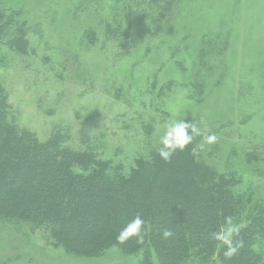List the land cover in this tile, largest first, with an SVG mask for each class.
<instances>
[{"label": "rangeland", "instance_id": "1", "mask_svg": "<svg viewBox=\"0 0 264 264\" xmlns=\"http://www.w3.org/2000/svg\"><path fill=\"white\" fill-rule=\"evenodd\" d=\"M126 4L0 0L6 16L15 9L17 21L26 23L31 49L27 56L17 55L1 46L8 35L0 37V57L8 63L0 68V84L19 127L42 142L61 129H71L74 145L81 137L101 136L105 159L133 162L146 151L134 135L147 120L154 123L152 145L174 119L203 120L204 132H216L222 148L216 155L219 170L258 187L264 178L255 177L257 166H244L242 155L252 146L264 147V0H181L158 36L149 29L152 14L143 12L144 23L130 31L141 43L124 58L104 39L100 20H110ZM91 28L98 33L95 44L85 40ZM119 90L123 94L117 95ZM116 151L125 156H107ZM140 261L115 247L99 259L78 258L40 233L26 245L12 225L0 226V264Z\"/></svg>", "mask_w": 264, "mask_h": 264}, {"label": "trees", "instance_id": "2", "mask_svg": "<svg viewBox=\"0 0 264 264\" xmlns=\"http://www.w3.org/2000/svg\"><path fill=\"white\" fill-rule=\"evenodd\" d=\"M180 1L126 0L110 20L101 18L104 39L116 44L117 56L125 58L126 50L141 43L130 31L144 23V13L152 14L149 29L158 36ZM16 12L6 16L4 8L0 10V37L8 35L1 46L27 56V25L17 21ZM98 39L96 29L86 31L85 40L95 44ZM144 55L148 56L145 50ZM7 65L0 57V68ZM14 114L0 84V226L12 225L26 245L40 233L78 258L99 259L115 247L124 256L140 257L142 264H264V180L252 187L235 172L220 171L218 143L193 154L191 149L202 139L197 137L186 151L178 150L165 162L158 155L161 145L148 143L154 123L147 120L134 135L145 142L146 151L133 162H115L104 158L105 149L98 146L101 136L81 137L74 145L71 129H61L42 142L21 129ZM121 154L125 156L123 151L107 156ZM242 160L247 169L257 166L255 177L264 178V147L248 148ZM137 215L146 222L144 242L132 238L118 244L119 231ZM226 217L245 225L237 237L242 246L230 260L223 255L226 246L218 247L211 235ZM166 228L173 232L168 240L162 237Z\"/></svg>", "mask_w": 264, "mask_h": 264}, {"label": "clouds", "instance_id": "3", "mask_svg": "<svg viewBox=\"0 0 264 264\" xmlns=\"http://www.w3.org/2000/svg\"><path fill=\"white\" fill-rule=\"evenodd\" d=\"M203 124V120L199 122H189L185 119H174L169 122L163 135L159 138V144L161 147L158 149V155L165 162H169L174 154L179 150L181 152L186 151L187 146L193 144L197 137H201L199 143H195L191 152L195 154L197 149H203L205 145L214 144L217 140L215 135L206 134L203 128L200 126ZM145 220L140 215L135 216L129 221L125 227H123L118 235L116 241L118 244H124L132 238H136V242L142 244L144 242V226ZM243 223H236L232 217H226L223 225L218 231L213 232L212 239L219 242V246H226V250L223 252L224 258L230 260L239 251L242 246V241L237 239L244 228ZM162 237L168 240L173 237V232L170 229H164Z\"/></svg>", "mask_w": 264, "mask_h": 264}]
</instances>
